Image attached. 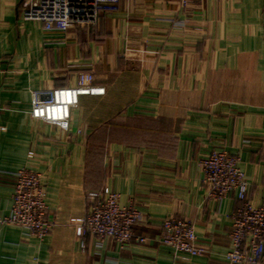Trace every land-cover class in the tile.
I'll return each instance as SVG.
<instances>
[{
    "label": "crops",
    "instance_id": "obj_1",
    "mask_svg": "<svg viewBox=\"0 0 264 264\" xmlns=\"http://www.w3.org/2000/svg\"><path fill=\"white\" fill-rule=\"evenodd\" d=\"M21 1L0 0V217L11 173L28 166L43 175L54 226L39 238L0 223V264H231L240 201L207 196L199 159L238 153L264 203V0H121L65 32L24 19ZM85 72L105 93L79 95L67 129L32 115L35 95L77 87ZM104 186L148 216L128 249L76 233ZM170 215L191 220L210 252L176 257L159 240Z\"/></svg>",
    "mask_w": 264,
    "mask_h": 264
},
{
    "label": "built area",
    "instance_id": "obj_2",
    "mask_svg": "<svg viewBox=\"0 0 264 264\" xmlns=\"http://www.w3.org/2000/svg\"><path fill=\"white\" fill-rule=\"evenodd\" d=\"M189 1L182 0V3L186 7ZM120 3L121 0H22L21 16L42 22L46 31L65 32L74 25L95 23L100 13L117 12ZM93 79L91 72H85L80 75L77 87L54 89L45 101L35 95L32 115L67 129L71 107L78 103L79 95L105 93V88L92 84ZM54 109H60L59 116L53 115ZM65 123L66 128L62 126ZM28 157L33 158L34 152L29 151ZM199 165L208 197L222 201L235 193L240 201L231 213V249L225 254L227 260L231 264H264V203L258 205L250 197V181L241 156L223 147L214 148L199 159ZM11 175L13 202L10 213L0 217V223L16 224L39 238L48 236L54 223L49 218L48 193L42 173L26 166ZM87 197L84 217L73 221L78 222L77 235L90 234L97 247L112 239L120 249H128L134 228L149 223L146 213L133 204H123L121 195L108 186L89 192ZM160 229L159 240L169 245L176 257L210 252L209 245L199 240L195 225L189 219L170 215L162 220ZM138 240L148 243L144 236Z\"/></svg>",
    "mask_w": 264,
    "mask_h": 264
},
{
    "label": "clouds",
    "instance_id": "obj_3",
    "mask_svg": "<svg viewBox=\"0 0 264 264\" xmlns=\"http://www.w3.org/2000/svg\"><path fill=\"white\" fill-rule=\"evenodd\" d=\"M67 113H65V115H66ZM53 115H55V116H59L60 115V109H54L53 110ZM63 127H67V124L65 123V124H63L62 125Z\"/></svg>",
    "mask_w": 264,
    "mask_h": 264
},
{
    "label": "trees",
    "instance_id": "obj_4",
    "mask_svg": "<svg viewBox=\"0 0 264 264\" xmlns=\"http://www.w3.org/2000/svg\"><path fill=\"white\" fill-rule=\"evenodd\" d=\"M92 191H96V190H92ZM91 192V191H90Z\"/></svg>",
    "mask_w": 264,
    "mask_h": 264
}]
</instances>
